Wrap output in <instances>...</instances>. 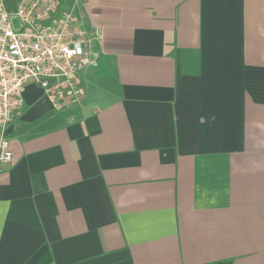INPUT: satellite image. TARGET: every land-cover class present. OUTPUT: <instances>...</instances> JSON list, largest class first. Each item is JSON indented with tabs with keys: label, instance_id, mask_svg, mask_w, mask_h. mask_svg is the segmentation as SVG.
<instances>
[{
	"label": "crops",
	"instance_id": "1",
	"mask_svg": "<svg viewBox=\"0 0 264 264\" xmlns=\"http://www.w3.org/2000/svg\"><path fill=\"white\" fill-rule=\"evenodd\" d=\"M64 4L80 98L23 88L0 264H264V0Z\"/></svg>",
	"mask_w": 264,
	"mask_h": 264
},
{
	"label": "built area",
	"instance_id": "2",
	"mask_svg": "<svg viewBox=\"0 0 264 264\" xmlns=\"http://www.w3.org/2000/svg\"><path fill=\"white\" fill-rule=\"evenodd\" d=\"M64 2L0 0V161L12 159L4 132L22 109L26 83L43 89L55 107L80 98L78 71L88 56L89 32Z\"/></svg>",
	"mask_w": 264,
	"mask_h": 264
},
{
	"label": "rangeland",
	"instance_id": "3",
	"mask_svg": "<svg viewBox=\"0 0 264 264\" xmlns=\"http://www.w3.org/2000/svg\"><path fill=\"white\" fill-rule=\"evenodd\" d=\"M14 25H15V28H18L19 24H18L17 20H15Z\"/></svg>",
	"mask_w": 264,
	"mask_h": 264
}]
</instances>
